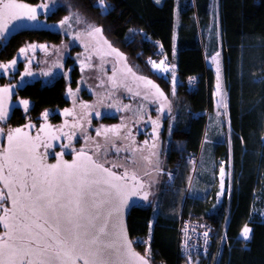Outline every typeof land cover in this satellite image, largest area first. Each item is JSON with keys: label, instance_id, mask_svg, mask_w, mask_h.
<instances>
[{"label": "trees", "instance_id": "obj_1", "mask_svg": "<svg viewBox=\"0 0 264 264\" xmlns=\"http://www.w3.org/2000/svg\"><path fill=\"white\" fill-rule=\"evenodd\" d=\"M59 4L53 7L51 20L60 19L70 9L86 14L101 24L113 44L140 70L150 72L149 77L165 91L169 90V78L153 71L150 61L159 57L160 51L173 58L182 118L170 136L167 171L175 173L179 167L184 168L185 159L199 152V159L207 162L201 192L189 193L181 209L175 205L172 210L156 211L143 201L129 209L128 232L136 249L144 253L147 246L144 254L150 264H178L177 226L181 213L212 221V250L228 217V243L223 244L218 264H264V214H253L255 192L264 194V0H178L177 21L176 0H103V6L99 0H59ZM60 33L44 30L35 37L56 42L62 38ZM216 52H220L223 63L231 132L228 142H212L204 151L205 141L201 138L208 121L204 111L212 109L215 79L205 60ZM62 88L58 82L27 91L43 107L59 105L63 101ZM104 119L113 120L109 114ZM225 153L229 154L234 174L233 188L229 201L225 199L215 212L207 213L211 204L207 198L216 192L212 161ZM248 222L252 233L245 244L237 235ZM138 237L144 243L136 241Z\"/></svg>", "mask_w": 264, "mask_h": 264}, {"label": "snow or ice", "instance_id": "obj_2", "mask_svg": "<svg viewBox=\"0 0 264 264\" xmlns=\"http://www.w3.org/2000/svg\"><path fill=\"white\" fill-rule=\"evenodd\" d=\"M99 5L103 6V0ZM24 19L36 21V8L18 0H0V21L4 22L0 35L7 21ZM68 19L65 17L61 24ZM22 103L27 109L28 101ZM6 115V109L0 111V120ZM7 135L9 148L3 150L4 162L0 164V212L4 214L0 224L5 229L0 236V264H149L146 256L132 251L119 219L127 200L122 198V185L116 181L126 178L127 171L121 176L85 156L82 150L79 156L87 162L77 158L69 163L59 153L56 164H46L47 157L37 151L38 145L31 138L11 132ZM100 192L105 198H93ZM143 198L146 200L147 195ZM8 199L11 209L5 206ZM251 231L245 226L242 237L249 239Z\"/></svg>", "mask_w": 264, "mask_h": 264}, {"label": "rangeland", "instance_id": "obj_3", "mask_svg": "<svg viewBox=\"0 0 264 264\" xmlns=\"http://www.w3.org/2000/svg\"><path fill=\"white\" fill-rule=\"evenodd\" d=\"M44 1L52 7L60 5L59 0ZM174 10V18L177 21L180 13L178 0H176ZM218 12L219 10L217 14ZM65 17L69 19L61 24ZM49 26L52 30L60 31L62 38L56 43L49 44L51 53L47 57L56 60L63 58L65 55L67 56L68 51L71 52L72 60L81 69L78 79L80 80L79 86L83 88L86 93L85 96L89 99L88 110L98 111L104 106L107 107L106 113L116 111L115 113H119V117L124 122L136 121L151 112L158 115L160 111L162 116L168 114L166 136L162 141L159 140V147L153 150L152 154L149 155V159L146 158L144 152L139 151L140 147H137V149L131 146L125 147L123 144H119V141L122 142L121 139L108 132L104 134H107L105 138L107 144L102 147L100 152L96 151L98 153L96 156L98 161L104 165L117 164L119 170L129 169L136 176H143L149 187L148 197L143 201L146 205L152 204L153 209L161 212L167 211V209L172 210L175 205H180L181 209L185 199L189 197V193L200 191L203 188L200 183L204 178L207 162L202 158L199 159V152L197 155H193L192 159L190 157L185 159L184 168L179 167V170L175 173L167 171L165 162L170 136L172 129L182 118L181 111H179L180 105L177 106V100L179 99L177 84L179 79L175 73L176 66L173 58H168L166 54L160 51V56L150 61L153 71L169 78V90L165 91L157 80L149 77L148 73L150 72L140 70V67L136 66V62L130 56L120 51L113 44L101 24H97L81 11L70 9L60 19L51 20ZM95 29H100V31H95ZM213 57L216 59L214 60ZM162 61L163 64H161ZM154 64L160 67H154ZM205 64L212 68L215 79L211 92L212 109L209 112L208 110L204 111L208 120L201 138L202 141L203 139L205 141L204 151L212 142H228L231 132L227 107L228 96L220 52L210 55L205 60ZM162 68H166L167 71H162ZM71 91L69 94L71 102L75 103L82 92L77 89ZM99 127V124H95L93 127V134L95 135L93 139L97 143H100L102 138V136L94 133ZM85 129V125L82 126L78 132L79 135H82ZM223 146L225 147V144ZM220 158H222L223 164L218 162ZM212 162L215 191L219 190L218 175H221V170H223L226 173L225 189L228 188L231 192L234 184V174L229 154L218 155L213 158ZM186 166L188 170H185ZM164 176H166L165 179H163ZM166 183L168 184L165 185ZM255 193L253 214H264V194ZM164 194L167 195L163 196ZM216 204V202L213 204V211L218 207ZM144 253L147 254V246H145Z\"/></svg>", "mask_w": 264, "mask_h": 264}, {"label": "flooded vegetation", "instance_id": "obj_4", "mask_svg": "<svg viewBox=\"0 0 264 264\" xmlns=\"http://www.w3.org/2000/svg\"><path fill=\"white\" fill-rule=\"evenodd\" d=\"M18 2L35 7L37 20H9L7 24L9 27L12 25L13 28L11 35L8 37L5 33L0 35V89H8L6 92L0 91V111L7 110L6 117L0 120V164L4 162L3 150L9 148L7 135L9 132L20 138H31L38 145L37 151L42 156H46L49 163L60 159L57 155L59 153L64 154L62 158L71 159L73 154L81 150L91 154L98 161L96 151L100 152L107 144L105 132L121 139L122 142L119 141V144L125 147L131 146L135 149L140 147L139 151L144 152L149 159L153 150L159 147V140L162 141L166 136L168 114L162 116L160 111L158 115L151 112L136 121L124 122L119 117L120 114L115 113L116 111L106 113L107 107L103 106L98 111L88 110L89 99L85 96L83 88L79 86L81 69L72 60L71 52L68 51L67 56L63 58L49 59L47 57L51 53L49 44L59 40L54 42L47 39L38 40L35 37L38 31L51 30L49 23L54 8L44 0H18ZM22 48L24 52L20 51ZM14 60L16 62L13 64ZM9 65L11 66L8 67ZM58 82H61L63 87L61 90L63 101L59 105L41 107L27 91L29 88L52 86ZM74 89L82 92L75 103L71 102L69 95ZM22 101H28L27 109ZM106 114H109L113 120L106 121L104 119ZM95 124L100 125L94 132L102 136L100 143L93 139ZM84 125L86 129L82 135H79L78 132ZM16 129L21 131L16 133ZM105 165L122 175L125 171L128 174L132 173L129 169L122 171L112 167L111 164ZM30 170L27 169L29 172ZM6 174L7 169H5ZM139 176L142 183L141 191L148 192L146 179ZM2 188L3 184H0V189ZM4 191L7 192L6 189ZM5 206L11 209V199L5 202ZM3 215L0 212V216ZM4 232L5 229L0 224V236H3Z\"/></svg>", "mask_w": 264, "mask_h": 264}, {"label": "built area", "instance_id": "obj_5", "mask_svg": "<svg viewBox=\"0 0 264 264\" xmlns=\"http://www.w3.org/2000/svg\"><path fill=\"white\" fill-rule=\"evenodd\" d=\"M189 158V157H188ZM193 157H190L192 159ZM218 162L223 164V160L219 159ZM222 175V174H221ZM218 175V186L219 190L214 193L213 196H209L207 198L208 202H211L209 205L210 208L207 213H213L215 211L212 210L214 207L213 204L216 202L217 206H219L226 199L229 201L230 191L225 189L226 186L224 184L226 173L223 172V175ZM215 205V207H216ZM263 215V214H262ZM227 216V215H226ZM264 216V215H263ZM228 218V217H227ZM227 218L224 221V227L222 233L219 236V241L217 247L212 250L211 246L214 242L215 237L213 236V223L209 218H197L192 217L190 214L183 215L181 213L178 217L179 222L177 226L178 230V238H177V252L179 254L178 264H218L219 257L222 252L223 244L228 243L227 238ZM251 217L248 221H250ZM247 226L252 230V226L246 223L243 228ZM242 228V229H243ZM242 229L240 233L237 235V238L242 239L246 244L251 240V233H249V239L245 240L242 235ZM207 233V235H205ZM135 240L143 242L142 238H135ZM212 254V255H211ZM157 264H166L165 262H157Z\"/></svg>", "mask_w": 264, "mask_h": 264}, {"label": "water", "instance_id": "obj_6", "mask_svg": "<svg viewBox=\"0 0 264 264\" xmlns=\"http://www.w3.org/2000/svg\"><path fill=\"white\" fill-rule=\"evenodd\" d=\"M3 23H4L3 21H0V24H3ZM7 23H8V21H7ZM12 30H13L12 25H11V27H9L8 24H7V28L3 29V32L6 34V37H8V36L11 35ZM79 153L80 152L73 154L71 159H65V158H63V160H65V161H67L69 163H71L74 159H77V158H79L81 161H85V157L84 156H79ZM83 153L85 154V156L92 157V160L93 161H95L97 163H100L91 154H89V153H87L85 151H83ZM57 161H58V159L49 163L48 162V158H47L44 161V163H46V164H56ZM85 162H87V161H85ZM105 167L106 168H109L113 172H116V173L120 174L121 176H123L118 171H114L112 168L107 167L106 165H105ZM133 177H135V179H133ZM116 182L122 185V198H124V199L127 200V203L123 205L122 210L119 213V219H120V223H121L122 230H123V232L125 234V237H126L127 241L130 242L132 251H134L135 253H137L140 256H146L144 253H140L136 249V247L134 246V242H132V240H131L130 234L128 232L127 216H128V213H129V209L132 206L137 205L141 201H144L145 200L143 198L145 196V194L148 197V192L141 191V189H142V187H141L142 186V183H141L140 176H136L134 173L128 174V176L126 178L121 179V180L116 181ZM93 198H95V199L105 198V193L104 192H100L98 196L93 197ZM114 215H115V213H114ZM146 258H147V256H146Z\"/></svg>", "mask_w": 264, "mask_h": 264}, {"label": "crops", "instance_id": "obj_7", "mask_svg": "<svg viewBox=\"0 0 264 264\" xmlns=\"http://www.w3.org/2000/svg\"><path fill=\"white\" fill-rule=\"evenodd\" d=\"M215 8H216V11L219 10V8H218V3H217V2L215 3ZM213 55H214V54H213Z\"/></svg>", "mask_w": 264, "mask_h": 264}]
</instances>
